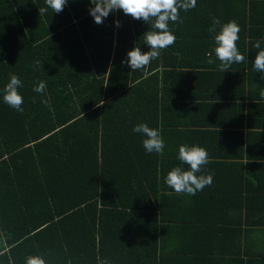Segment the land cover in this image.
<instances>
[{
    "label": "trees",
    "instance_id": "trees-1",
    "mask_svg": "<svg viewBox=\"0 0 264 264\" xmlns=\"http://www.w3.org/2000/svg\"><path fill=\"white\" fill-rule=\"evenodd\" d=\"M41 7L45 0H0V264L28 256L46 264H244L248 226L237 221L264 180L249 175L222 131L207 142L201 129L215 126L203 115L220 109L211 75L244 87L253 65L219 71L215 33L203 29L211 21L181 10L183 23L169 22L175 43L133 71L122 61L136 46L150 51L142 36L151 22L116 10L96 24L90 0H68L60 13L40 15ZM236 21L238 50L255 60L246 22ZM10 74L22 81L23 112L3 101ZM40 81L43 94L33 91ZM140 123L160 131L162 153L146 152V137L133 131ZM182 144L209 156L196 175L212 173L213 183L194 196L165 182L173 167L190 170L178 159Z\"/></svg>",
    "mask_w": 264,
    "mask_h": 264
},
{
    "label": "clouds",
    "instance_id": "clouds-1",
    "mask_svg": "<svg viewBox=\"0 0 264 264\" xmlns=\"http://www.w3.org/2000/svg\"><path fill=\"white\" fill-rule=\"evenodd\" d=\"M47 7L39 8V14L42 15L51 8L53 12L60 13L63 11L68 0H45ZM94 5L89 9L90 15L96 24H103L104 18L116 10H122L125 15H130L137 20H143L146 23L151 22V29L144 33V44L148 45L150 51L142 52L140 47H134L127 53V63L131 70H139L147 67L154 59L159 58L161 51L175 43L176 36L169 29V22L183 23L180 17L181 10L187 12L195 8L197 0H90ZM116 26L120 27V21L117 20ZM217 26H220L217 32ZM209 33H215V56L219 60L218 70L226 72L234 63H243L246 57L241 54L237 47V41L240 39L239 33L241 28L236 20H230L221 24L217 17H213L208 29ZM261 41L254 43V48L259 51L256 54L253 68L256 72L261 73V79H264V48L261 47ZM207 63L213 64L212 53H206ZM36 64L39 66L40 61ZM22 87V81L16 74H10V80L3 88V101L11 108L18 112H23V97L18 89ZM46 84L43 81L38 82L33 91L43 94ZM260 96L264 98V90H261ZM35 102V99L34 101ZM41 103L47 105V99ZM133 131L142 134L143 147L148 153H162L165 147L164 140L160 131L156 128H150L145 123L134 126ZM178 159L183 164L190 166V170L176 166L173 167L166 175L165 182L177 194H187L194 196L198 191H202L206 186L213 183V174L196 175L200 173L202 166L209 163V156L206 149L198 145L188 146L182 144L178 149ZM98 264H109L107 259L100 260ZM25 264H46L41 256H28Z\"/></svg>",
    "mask_w": 264,
    "mask_h": 264
},
{
    "label": "crops",
    "instance_id": "crops-1",
    "mask_svg": "<svg viewBox=\"0 0 264 264\" xmlns=\"http://www.w3.org/2000/svg\"><path fill=\"white\" fill-rule=\"evenodd\" d=\"M197 0L195 8L189 10L197 22L200 19L212 20L213 17L230 18L238 17L245 20L246 42L261 41L264 39V0ZM242 26V25H241ZM210 27L203 28L208 30ZM241 28V27H240ZM261 47L264 48V43ZM253 52L259 50L250 47ZM218 60V59H217ZM219 60L217 65H219ZM254 60H246L242 65H253ZM253 67V66H251ZM213 73V71H210ZM261 73L254 68L247 75L244 87H240L227 75L218 76L212 74V89L214 104L205 100L206 105H216L220 109H214L211 113L206 112L204 121L215 124L214 127L201 129L207 142H214L211 132L222 131L227 136V148H233V153L243 154V162L250 163L248 172L252 178L264 180V98L260 96L264 90V79ZM234 83V84H231ZM227 96H231L230 99ZM176 104H180L177 102ZM215 108V107H213ZM215 121L219 124H216ZM211 147L214 144H209ZM223 166L227 167V161L219 159ZM225 165V166H224ZM227 170V169H225ZM259 187V185H258ZM258 191V199L253 209L247 211L245 206L240 209L242 228L248 226L243 243L247 257L243 256L244 264H264V183ZM230 264V262H227ZM237 264V263H236Z\"/></svg>",
    "mask_w": 264,
    "mask_h": 264
}]
</instances>
